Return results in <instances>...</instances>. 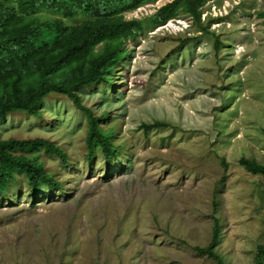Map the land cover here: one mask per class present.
Returning a JSON list of instances; mask_svg holds the SVG:
<instances>
[{
  "label": "rangeland",
  "instance_id": "rangeland-1",
  "mask_svg": "<svg viewBox=\"0 0 264 264\" xmlns=\"http://www.w3.org/2000/svg\"><path fill=\"white\" fill-rule=\"evenodd\" d=\"M168 1L124 15L147 18ZM200 18L208 33L182 15L146 23L113 83L79 90L106 113L99 125L118 149L110 168L98 150L87 158L85 114L64 95L45 97L41 116L0 121L1 138H46L67 155L36 152L60 187L32 193L17 174L0 192V264H217L194 249L209 243L214 219L223 264H256L264 176L238 159L264 164V0H205ZM186 36L195 38L180 47ZM153 121L166 125L140 126Z\"/></svg>",
  "mask_w": 264,
  "mask_h": 264
},
{
  "label": "trees",
  "instance_id": "trees-1",
  "mask_svg": "<svg viewBox=\"0 0 264 264\" xmlns=\"http://www.w3.org/2000/svg\"><path fill=\"white\" fill-rule=\"evenodd\" d=\"M156 0H0V121L12 112L41 116V106L51 93L61 94L84 112L87 123V158L100 151L107 168L118 158L112 133L99 121L106 113L95 114L82 103L79 90L94 83L112 84L117 65L128 54L126 41L133 40L145 25L157 27L180 15L189 17L200 31L208 33L201 22L205 0H170L147 18H127L124 13ZM43 11L61 17L41 15ZM80 18L67 23L62 19ZM186 36L180 47L193 40ZM220 41L216 37L215 49ZM166 125L162 121L142 123L148 131ZM264 132V128H263ZM43 150L67 162L65 151L46 138L0 137V192L21 174L29 191L60 187L58 180L45 170L36 152ZM221 163L226 167L224 158ZM238 163L252 173L264 176V164L239 157ZM219 239L218 222L206 246H194L200 253L223 264L214 251ZM264 244L257 245L256 264H263Z\"/></svg>",
  "mask_w": 264,
  "mask_h": 264
},
{
  "label": "clouds",
  "instance_id": "clouds-1",
  "mask_svg": "<svg viewBox=\"0 0 264 264\" xmlns=\"http://www.w3.org/2000/svg\"><path fill=\"white\" fill-rule=\"evenodd\" d=\"M172 19H174V18H172ZM170 20H171V19H169L168 21H166V22L168 23V25H169ZM166 22H165V23H166ZM163 25H164V24H163ZM188 26H189V25H186V26H183V27H184V29H186Z\"/></svg>",
  "mask_w": 264,
  "mask_h": 264
}]
</instances>
